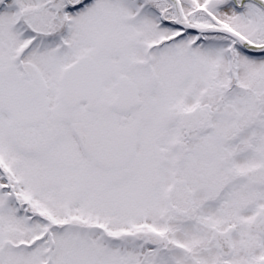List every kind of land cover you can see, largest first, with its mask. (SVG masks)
I'll return each mask as SVG.
<instances>
[{
  "label": "flooded vegetation",
  "instance_id": "1",
  "mask_svg": "<svg viewBox=\"0 0 264 264\" xmlns=\"http://www.w3.org/2000/svg\"><path fill=\"white\" fill-rule=\"evenodd\" d=\"M10 1L0 0V13ZM235 5L240 6V0ZM241 7L251 9L254 6L244 3ZM52 12V18L56 17L58 12ZM64 12L75 14L79 11L68 9ZM51 31V36L46 37L45 42H28L26 35L14 32L16 40L20 38L24 42H18L12 48L8 63L0 65V128L4 126V144L15 157L13 164L0 157V185L7 188L8 195L12 194L18 200L17 205L23 211L30 214L23 213V218L20 217V212L14 213L10 202H2L0 197L1 210L7 213L11 211L14 219L19 220L26 228L38 227V231L42 232V216L44 211L49 213V208L44 207L41 202V193L50 192L59 196L64 214L67 215L65 219L57 222L52 217L51 220L43 222L47 228H57L53 237L63 236L64 233L68 237L75 235L86 246L87 243L100 241L105 238L104 226L96 223L97 221L89 222V216L83 217L77 211L88 207L92 199L100 197L96 194H102L112 189L116 182H121L125 171L134 172L130 166L139 152L147 157L143 168L147 184L144 185V191L139 187L146 199H134L133 208L136 209L137 204L146 202L150 197L153 204L154 195L159 194L160 212L164 219L167 215L172 217L173 194L180 182V165L176 167V163L183 162L191 154L188 146L192 142L208 145L212 141V147L215 149L216 146L219 152L220 139L216 138L215 124L211 121L218 110L217 91L213 92L212 107L208 110L200 104L198 109L188 112L186 105L188 93L195 94L192 88H198L201 83H213L217 76H208L207 71L195 67L188 70L181 59L180 49L174 48L171 51L168 55L171 64L162 75H158L154 67V55H151L150 50L144 52L131 46L129 55H124L123 50L105 52L100 47L93 51L74 42L62 48L65 45L58 42V33L53 28ZM39 33L46 31L41 30ZM180 38L183 42L186 35H181ZM32 54L48 57L39 58L34 63L33 59L30 61V58H36ZM83 55L92 57L98 64L101 81L98 98L95 103H89V106L85 103H66L61 97L59 86L63 69ZM200 63L205 64L203 61ZM211 69L207 68L208 71ZM4 70L7 71L1 77ZM188 87L191 89L188 90ZM156 93L163 95L162 104L155 98ZM10 98L13 99L12 104L8 101ZM148 125H154L160 131V135L154 136L152 133L147 137L159 149L156 153L151 147H146L143 153L138 149L142 145L139 135ZM11 129L19 131L18 139L9 133ZM210 156L214 157L213 154ZM20 161L25 163L27 170L20 166ZM28 164L36 170H29ZM196 175L198 174L194 172V175L187 178L195 180ZM58 176L61 179L56 178ZM238 178L240 176L236 174L235 179ZM226 180L225 187H220L215 193L216 196L206 202L221 205L224 213L219 218L209 220L210 215L203 213L204 207L192 203L190 207L194 215L189 214L186 220L194 217L188 222H197L201 226L211 225L210 230L204 231L205 237L207 234L211 235V232H214V237L216 233H221L232 241L238 235L241 246L253 243L257 252H249L247 249L245 251V248L237 254H168L165 251H148L142 254H117L116 261L110 264H264V234L249 233L254 236L251 241L244 233L256 213L264 210V202H261L264 196L243 203L239 213L230 218L226 216L225 209L231 204L232 199L229 196L234 183H229L227 178ZM35 183L43 186H36ZM126 191H131V188ZM122 192L123 190L118 191L121 194ZM30 193L38 195V198L32 199L28 195ZM68 200L70 205L67 204ZM73 207L75 211H72ZM111 207L114 208L112 205ZM69 208L71 212L68 211ZM140 217L142 225L143 216ZM27 223L30 225L27 226ZM167 224L164 220L163 226ZM259 225H264L263 219L259 220ZM72 230L74 231L71 233ZM4 233V238L7 239L5 229ZM124 234H120L122 238ZM5 249L31 254L38 248L31 252L24 249L16 251L6 243ZM54 255L53 253L52 263L55 264ZM81 255L68 257L63 264H109L106 254ZM39 258L46 259L47 255L41 251Z\"/></svg>",
  "mask_w": 264,
  "mask_h": 264
},
{
  "label": "rangeland",
  "instance_id": "2",
  "mask_svg": "<svg viewBox=\"0 0 264 264\" xmlns=\"http://www.w3.org/2000/svg\"><path fill=\"white\" fill-rule=\"evenodd\" d=\"M15 1L16 2L13 3V5L18 9H20V5L24 9L25 18L32 28L39 31H48L51 28H54V26L56 27L59 25L60 18H52L53 12H50V10L47 9L46 0ZM180 2L182 4L183 19L193 25H197L195 22V19L199 14L197 10L203 9L204 11L210 12L209 16L210 18L211 16L213 17L212 20H214L215 23L222 22L219 23V25L231 27L250 39L255 40L261 33L263 35L264 29L260 24L261 22L257 21L256 18H252L250 14L245 13L235 15L232 11H228L227 13V11L220 9L227 5L226 0H181ZM125 3V0H120V2L119 0H98L94 6L85 7L84 12L79 13L78 15L66 16L70 18L69 24L71 28L70 33L67 36L68 42H74L77 44L86 43V46L93 51L98 50L100 47H103L105 52L108 50H113L115 52L123 50L122 54L129 55L131 46L133 48L136 47V49L139 50L141 49L140 43L150 42L157 37L163 36L164 31L155 28V20L153 18L141 17L136 19L135 22L134 20L131 21L130 16L126 15H131V11L133 12V10H137L139 7H136L135 4H131L132 9L127 10ZM6 4H9V9L12 8L11 3ZM167 4L166 1H163V7L166 9L165 16L169 20H173V18H175V12L172 8L167 7ZM3 12L0 13V65H6L8 63V57L12 53V48H15L18 42H24V40L20 38L16 40L15 31H13L12 26L13 12ZM50 17L55 21V24H53L54 22L51 21ZM137 17L138 16H135L133 19ZM118 35L120 36L118 37ZM125 38L133 39L134 41H137V43ZM151 47L153 46L149 45L145 50L150 49L152 55L154 51H151ZM179 49L185 51L184 46ZM171 51L172 50L165 49L154 56V67L158 75H162L167 66L171 64V58H168ZM68 54H70V52H68ZM32 55L36 56V58H30V61L33 59L34 63L35 60L39 58L48 57H40L38 54ZM200 55L201 57L203 56L202 54ZM218 56L221 58L219 54ZM181 59L188 70L192 68L191 66L195 62L193 57L187 55L186 52H181ZM196 59L199 60L198 57ZM211 61L212 59H209L207 63H210ZM234 65V74L236 80L241 83V86L248 85L249 87L256 89V91H259V99L261 100L259 102L261 104V115L259 117L264 116V61L245 60L240 54L236 53ZM195 68H199L201 71L206 69L204 66L199 65V62ZM6 71L7 70L2 71L1 77ZM220 72L221 75L224 76V70H221ZM157 86L160 88V85ZM199 86H201V84ZM203 87L204 83L200 90H203ZM217 89L218 96H224L227 99L229 98L227 92L224 90L221 80L217 81ZM208 91L206 94L209 93ZM234 91L237 93L236 90ZM155 98L160 100V104L163 103V95L161 93H156ZM242 99L243 98L237 99L234 103L230 102L226 108L220 110L222 114L219 119H216L215 117L211 121L215 124L214 131L216 138L221 136L229 138L230 135L233 134L229 141L224 138L219 140L220 147L227 146L228 142L231 144L232 148L228 151L230 162H232L233 158L237 157L234 159V164L242 171L247 170L252 180L260 185L261 182H264V126L254 130L257 122L252 120H254L256 113L260 111V108H258V104L253 101L252 97L245 98L244 100ZM207 100L209 101L210 98L208 97ZM8 101L11 104L13 103L12 98ZM186 104L191 106L192 102L186 101ZM1 119L2 116L0 115V124H2ZM262 123L263 122H260L258 124L262 125ZM253 130L255 131V134H253ZM18 132L19 131H15L14 129L9 131V133H12L17 139L19 137ZM152 133H154V136L155 134L160 135V131L154 125H148L142 129L139 135L140 143L142 145L138 148L142 153L145 151L146 147H151L155 153L159 150L152 142L148 141L147 137ZM4 136V126H2V128H0V157H3L4 160H8L10 164H13L15 157L13 152L7 150L6 145L4 144ZM249 136H252V139L255 138L256 141L250 142L251 138ZM212 145V141H210L208 145L205 143L192 142L188 146L191 154L183 162L176 163V167L180 165V182L173 194L174 209L172 210V217L167 215L164 219V215L160 212L161 203L159 201V194L154 195L155 202L153 204L151 203L150 197L146 202L137 204V206H135L136 209L133 208L132 201L134 199H146V195L143 194V191L144 185L147 184V178L143 173V168L147 157L139 152L130 166L134 172L127 173L125 171L124 173L126 174L123 175L121 182H116L112 189H108L109 191L106 190L102 194H96V196L100 197L92 199L91 203L88 202L90 204L88 207L84 209L78 208L79 210L76 211L77 213L84 215L83 217L89 216V222L93 223L97 221L96 223L104 226L108 233H111L112 235L114 233V235L117 236H120V233L124 232H134L135 230L142 228V225H151L152 228L158 232L172 228L176 229V227L180 226V228H177L174 233L171 232L169 233L170 235L168 234L169 240L172 245L181 248L182 250L185 248H191L200 241V236L201 239H204L202 233L197 232L200 227L197 229L192 225L188 226L190 224H188L186 218L189 214L193 213L190 207L191 204L196 203L202 205L204 207L203 213L209 214L210 220L219 218L221 214L224 213L223 210V212L214 211V209L206 206V202L213 199L216 196V191L220 187H225L227 181V177L222 171L223 167L220 158L218 157L219 152L216 149V146L214 149ZM211 148H213V151H211ZM257 153L260 154L261 158L257 157ZM212 154L214 157L210 156ZM214 154H216V157ZM223 155H226V152H223ZM19 163L22 168L27 170V166L23 161H20ZM37 168H39V166H37ZM17 169L18 168H16V170ZM28 169L36 170L29 164ZM194 172L198 174L196 175L195 180L187 178L189 175H194ZM56 175L59 174L56 173ZM56 178L61 179L60 176ZM35 184L36 186H43L41 183ZM30 185H32L31 182ZM25 186L28 187V184ZM139 187H142L143 191L140 190ZM231 187L232 193L231 196H229L230 200L232 199L230 202L231 204L225 209L226 216H229L230 218H232L234 214L239 213V209L243 203H247L250 199H253L251 194L256 193L255 190L251 192L250 187L244 188L239 184H234ZM129 188H131V191H126V189ZM122 190V194L118 193V191L121 192ZM28 195L32 199L38 198V195L34 193ZM41 202L44 204V207L49 208V213L54 221L57 222L59 219H65L67 216L64 214L63 203L59 200L58 195H53L50 192H42ZM65 202H67V200ZM67 204H71L69 200ZM102 204L104 205L102 206ZM111 205L114 206V208H112ZM118 205L121 206L118 208ZM74 209L75 208L73 207L72 211H75ZM68 211L71 212V209L69 208ZM140 216H143L142 225ZM14 218L15 217L12 215L11 211L10 213L2 211L0 205V240L5 237L4 229L6 230L7 237L14 242H27V240L31 239L32 235L38 233V227L26 228L19 220ZM164 220L168 222L166 226H163ZM86 223H88V221H86ZM4 226H6V228ZM73 231L74 230H72L71 233ZM64 234L68 235L66 233ZM65 235L53 237L52 240L46 239V241L50 240V242L46 246H41L36 251L31 252V254L9 251L5 248L3 249L0 243V264H37L39 260L40 262L38 264H54L52 263L53 253L55 254V264H63L68 257H81V254H93L90 247L80 242V239L75 235H70L69 237ZM237 237L238 238H235L232 241L234 248H239V245L241 244L239 236ZM210 245L214 246L213 244ZM139 246L126 243L125 253H137L140 252L139 250L144 249L142 246V248H139ZM94 247L97 254H106L105 257L109 264L116 261L117 254H124L122 253L124 252L122 248L106 244L101 240L95 242ZM246 248L249 251L257 252L253 243ZM41 251L43 254H51V256L44 261L43 258H39ZM241 251L242 248L236 250L233 254H237V252ZM18 254L24 255L21 256ZM205 254L220 253L214 248L212 251L206 252ZM82 259H84V257H82Z\"/></svg>",
  "mask_w": 264,
  "mask_h": 264
},
{
  "label": "water",
  "instance_id": "3",
  "mask_svg": "<svg viewBox=\"0 0 264 264\" xmlns=\"http://www.w3.org/2000/svg\"><path fill=\"white\" fill-rule=\"evenodd\" d=\"M173 4H175V6H177V2L176 0H170ZM252 1H255L257 2L263 9H264V1L263 0H252ZM176 23L178 25H180L181 27L183 28H188L192 31H195V32H206L207 29H201V28H195V27H192L190 25H188L187 23H181L180 21H176ZM218 31V30H216ZM220 33H224V34H229L227 31H221L219 30ZM235 35V34H233ZM239 42L242 44V46L249 52H257V51H260V50H263L264 47H261V48H256L254 46H251V45H248V43L246 41H244L242 38L240 37H236ZM90 64L91 67H93V65H91V63H89V61H87L86 58H81V59H78L74 64H72L71 66H69L65 72L63 73V76H62V80L63 82L61 83L62 85V96L64 99H68V100H71V98H69L70 96V92L72 91V83L71 82H68L67 80L64 81V79H66V77L71 74L73 71V74H78L79 75V72L83 69V68H86L88 67ZM95 68V67H94ZM99 86V84H98ZM98 88V87H97ZM97 88L94 89V93H95V96H94V99L96 98V91H97ZM86 98H81V100H85Z\"/></svg>",
  "mask_w": 264,
  "mask_h": 264
}]
</instances>
